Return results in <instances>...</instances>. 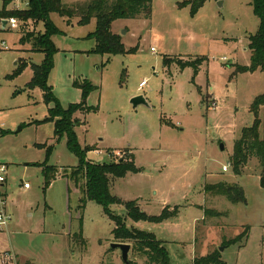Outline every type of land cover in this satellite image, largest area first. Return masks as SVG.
Masks as SVG:
<instances>
[{
    "label": "rangeland",
    "instance_id": "rangeland-1",
    "mask_svg": "<svg viewBox=\"0 0 264 264\" xmlns=\"http://www.w3.org/2000/svg\"><path fill=\"white\" fill-rule=\"evenodd\" d=\"M27 1L15 0L7 9L25 10ZM192 1L151 0L150 19L116 20L112 31L121 37L125 55L94 52L95 19L80 25L79 18L69 24L51 15L58 33L52 37L57 52L48 86L64 110L83 101L77 84L93 87L86 103L93 111L74 116L79 144L92 149L87 159L103 163L133 156L141 169L112 178V195L124 204L137 201L148 216L178 209L162 223L126 222L152 232L172 264H192L222 249L225 264H264L260 163L250 157L238 174L232 164L235 142L255 121L251 106L264 96V71L237 73L238 66L250 65L249 39L260 21L252 0H206L197 13L188 4ZM18 23L10 30L0 20V165L7 167L3 193L12 216L0 231V264L5 253L15 254L20 264H124L122 252L112 249L115 243L131 246L129 261L146 264L134 243L114 238L116 225L101 206L89 201L81 207L84 179L79 178L80 188L69 179L80 160L68 150L67 136L58 140L55 123L46 121L55 103L47 102L40 88L29 87L32 65H42L45 56L22 42L31 23ZM37 30L44 33L43 23ZM200 60L198 73L180 64ZM23 63L29 66L14 77ZM140 96L146 104L135 107L132 100ZM44 166L54 167L57 175L48 188ZM214 183L221 187L207 190ZM235 185L246 191L245 203L233 204L220 193ZM124 204L110 209L124 215ZM247 227L246 242L223 247Z\"/></svg>",
    "mask_w": 264,
    "mask_h": 264
},
{
    "label": "trees",
    "instance_id": "trees-1",
    "mask_svg": "<svg viewBox=\"0 0 264 264\" xmlns=\"http://www.w3.org/2000/svg\"><path fill=\"white\" fill-rule=\"evenodd\" d=\"M15 0H5L4 9L0 11V20L7 21L15 18L25 23L29 22L32 31L27 32L22 39L23 43H31L32 51L40 52L45 56L42 65H32L34 77L30 83V89L40 88L44 92L47 102H54L55 108L51 110V117L46 121L55 123V136L61 140L67 136V147L70 153L74 154L80 160V165L74 169L69 179L80 188L79 178L84 179V188L82 192L85 195L82 201V208H85L87 202H94L104 209L105 214L115 223L113 231L116 240H128L133 244V249L147 258L146 264H172L167 249L163 243L157 240L156 236L150 231L136 230L129 228L126 224L128 219L134 222L144 221L147 223H162L178 214V209L170 211L165 208L160 216H148L137 205V201L123 203L118 197L111 193V179L125 178L129 173H140L141 169L136 166L133 156L130 158H121L118 161L96 163L87 159V153L91 148H82L78 142L74 131V116L80 112H92L87 103L93 87L89 84L79 85L83 90V101L75 104L69 110H64L54 97L52 88L48 86V78L54 67V55L57 52L52 37L58 33V29L51 19V15L58 14L66 18L68 23L71 20L79 18L80 25H86L91 20L97 21L96 31L91 35L97 42L95 53L109 55H125L128 52L122 44L121 37L114 34L112 25L116 20L121 19H150L152 15L151 0H92L88 3L76 4L73 7H66L62 0H28L25 10H8L7 7ZM206 0H194L193 13L203 7ZM187 4L181 5V7ZM252 6L255 16L259 19V29L257 33L250 37L249 49L252 52L250 65L247 67L238 66L237 73L244 74L248 72L264 71V0H252ZM43 23L44 33L37 30V26ZM202 61L195 63H180L182 68L194 67L198 73ZM29 65L20 64L16 69L14 77H18ZM261 107L264 108V96L258 97L251 106V111L255 114V121L252 127L245 128L241 137L234 144V154L232 164L234 172L239 173V168L245 165L250 157L256 158L261 167L260 186L264 189V109L263 118L259 117ZM52 149L48 150V157L51 156ZM43 167V165H37ZM45 188H48L52 181L56 179L52 166H44ZM207 190H216L221 187L218 185H207ZM219 193V192H218ZM217 193V194H218ZM226 196L233 204L245 203V192L239 186H231L226 192H220ZM219 193V194H220ZM125 206V214L118 215L111 211V206ZM208 213V212H207ZM83 219L80 223V236L83 237ZM250 234V227H247L242 235L234 240L223 243V247L228 248L233 244L246 242ZM128 242V243H129ZM128 264H135L129 261ZM192 264H225L222 261L220 251H215L209 256L196 258Z\"/></svg>",
    "mask_w": 264,
    "mask_h": 264
},
{
    "label": "built area",
    "instance_id": "built-area-1",
    "mask_svg": "<svg viewBox=\"0 0 264 264\" xmlns=\"http://www.w3.org/2000/svg\"><path fill=\"white\" fill-rule=\"evenodd\" d=\"M7 26L10 30L18 29L19 23L15 18L7 20ZM3 47H6L2 44ZM152 52L155 53V49H152ZM146 85V82L140 84V88H143ZM213 108H216V105H213ZM224 172L228 171L227 167L223 168ZM7 183V167L5 165H0V231L7 229L9 224L12 222V216L7 212V198L4 196L3 190ZM25 189L30 188L29 183L24 184ZM1 264H20L15 256V254L5 253L1 259Z\"/></svg>",
    "mask_w": 264,
    "mask_h": 264
},
{
    "label": "water",
    "instance_id": "water-1",
    "mask_svg": "<svg viewBox=\"0 0 264 264\" xmlns=\"http://www.w3.org/2000/svg\"><path fill=\"white\" fill-rule=\"evenodd\" d=\"M4 26H7V21H3ZM132 104L137 107L140 104H146V100L140 96V97H136L132 100ZM222 150H224L223 146H222ZM224 188V186H223ZM112 249L113 250H117L119 249L122 252V260L124 264H128L129 263V253L131 251V246L128 244H118L115 243L112 245ZM223 251V249L221 250V252Z\"/></svg>",
    "mask_w": 264,
    "mask_h": 264
},
{
    "label": "crops",
    "instance_id": "crops-1",
    "mask_svg": "<svg viewBox=\"0 0 264 264\" xmlns=\"http://www.w3.org/2000/svg\"><path fill=\"white\" fill-rule=\"evenodd\" d=\"M27 2H28V1H27ZM27 5H28V4H27ZM16 10H17V9H16ZM260 174H261V173H260V171H259V175H258L259 184H260ZM126 177H127V176H126ZM217 184H219V183H214V184H212V185L215 186V185H217ZM261 188H262V187H261ZM262 189H263V188H262ZM244 191H245V190H244ZM245 192H246V191H245ZM168 207H169V206H168ZM197 222H198V220L196 221V223H197ZM147 231H148V230H147ZM16 258H17V256H16ZM17 260H19V259L17 258ZM19 261H20V260H19ZM19 261H18V262H19ZM24 263H25V262H24Z\"/></svg>",
    "mask_w": 264,
    "mask_h": 264
}]
</instances>
